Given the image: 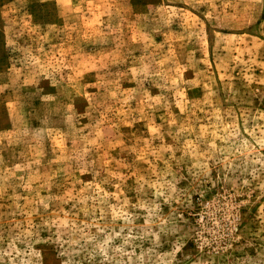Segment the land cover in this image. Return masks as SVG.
<instances>
[{
    "label": "rangeland",
    "instance_id": "obj_1",
    "mask_svg": "<svg viewBox=\"0 0 264 264\" xmlns=\"http://www.w3.org/2000/svg\"><path fill=\"white\" fill-rule=\"evenodd\" d=\"M0 264H264V0H0Z\"/></svg>",
    "mask_w": 264,
    "mask_h": 264
}]
</instances>
